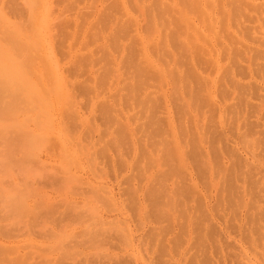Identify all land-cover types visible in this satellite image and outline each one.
<instances>
[{
    "label": "rangeland",
    "instance_id": "374dc122",
    "mask_svg": "<svg viewBox=\"0 0 264 264\" xmlns=\"http://www.w3.org/2000/svg\"><path fill=\"white\" fill-rule=\"evenodd\" d=\"M0 264H264V0H0Z\"/></svg>",
    "mask_w": 264,
    "mask_h": 264
}]
</instances>
